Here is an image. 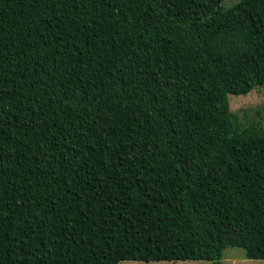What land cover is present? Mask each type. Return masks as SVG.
I'll list each match as a JSON object with an SVG mask.
<instances>
[{
	"label": "trees",
	"instance_id": "obj_1",
	"mask_svg": "<svg viewBox=\"0 0 264 264\" xmlns=\"http://www.w3.org/2000/svg\"><path fill=\"white\" fill-rule=\"evenodd\" d=\"M0 0V264L264 260V0ZM264 110V106H263Z\"/></svg>",
	"mask_w": 264,
	"mask_h": 264
},
{
	"label": "rangeland",
	"instance_id": "obj_2",
	"mask_svg": "<svg viewBox=\"0 0 264 264\" xmlns=\"http://www.w3.org/2000/svg\"><path fill=\"white\" fill-rule=\"evenodd\" d=\"M239 0H225L221 4L230 7ZM228 109L236 121L238 129L248 127L264 130V86L256 87L244 96H227ZM120 264H211L208 261H168V262H121ZM222 264H264V260H247L240 249L226 248L222 251Z\"/></svg>",
	"mask_w": 264,
	"mask_h": 264
}]
</instances>
